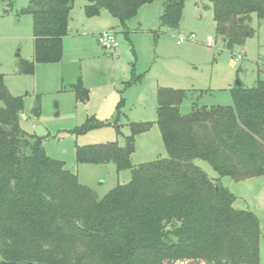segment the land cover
I'll list each match as a JSON object with an SVG mask.
<instances>
[{"label":"trees","instance_id":"obj_1","mask_svg":"<svg viewBox=\"0 0 264 264\" xmlns=\"http://www.w3.org/2000/svg\"><path fill=\"white\" fill-rule=\"evenodd\" d=\"M76 1L29 0L21 13L32 16L34 57L21 60L22 73L62 60ZM156 1L87 0L84 10L93 17L106 9L128 36L127 22ZM162 1L161 27L179 28L186 0ZM213 12L217 34L232 48L253 34V13L264 18V0H213ZM71 86L79 101L89 99L80 77ZM231 94L232 105H193L184 114L187 92L158 88L167 157L133 165L136 136L150 129L148 122L130 123L125 146H77L80 163L114 162L132 171L128 183L100 198L46 153L41 137L23 129V97L11 94L0 74V264H261L258 216L235 208V194L195 163L207 160L220 176L238 181L264 176V77ZM124 103L116 109L118 131ZM33 111L41 112L39 99ZM102 124L90 118L71 131Z\"/></svg>","mask_w":264,"mask_h":264},{"label":"rangeland","instance_id":"obj_2","mask_svg":"<svg viewBox=\"0 0 264 264\" xmlns=\"http://www.w3.org/2000/svg\"><path fill=\"white\" fill-rule=\"evenodd\" d=\"M86 3L77 0L71 11L62 62L37 63L34 73L27 74L21 71V60L34 57L33 21L30 14L21 12L29 0H0V74L11 94L23 97L24 114L29 116L21 117L23 129L41 137L46 153L64 161L101 198L118 184L128 183L132 171L118 170L114 162L80 163L77 146L110 141L125 146L130 123L148 122L150 129L136 136L133 165L167 157L158 123V88L184 89V114L193 105H232L231 89L238 82L252 87L264 77V18L253 13V34L243 45L228 48L216 32L213 0H186L177 29L161 27L163 1L159 0L143 5L127 22L129 35L119 33L120 47L107 51L91 36L113 16L102 9L100 15L88 17ZM191 33L196 40L177 43L179 35ZM210 36L213 43H208ZM79 77L89 90L85 102L78 100L71 86ZM37 99L39 114L33 111ZM121 99L125 103L118 131L115 115ZM90 118L103 124L81 133L71 131ZM195 163L235 194V208L258 216L260 263L264 264V176L238 181L220 176L207 160L198 158Z\"/></svg>","mask_w":264,"mask_h":264},{"label":"built area","instance_id":"obj_3","mask_svg":"<svg viewBox=\"0 0 264 264\" xmlns=\"http://www.w3.org/2000/svg\"><path fill=\"white\" fill-rule=\"evenodd\" d=\"M196 37L197 36L195 33H191L190 35L181 34L177 39V43L182 44L187 40H196ZM98 43L102 46V48H104L107 51H115L120 46V40L117 37L116 31L113 29H109L99 33ZM208 43H213V38L211 36L208 38ZM22 116L24 117V115ZM171 264H189V261L177 260ZM201 264H205V263L202 262Z\"/></svg>","mask_w":264,"mask_h":264},{"label":"crops","instance_id":"obj_4","mask_svg":"<svg viewBox=\"0 0 264 264\" xmlns=\"http://www.w3.org/2000/svg\"><path fill=\"white\" fill-rule=\"evenodd\" d=\"M159 1V0H158ZM157 2V1H156ZM148 4H151V3H148ZM163 4V3H162ZM161 9V13H162V11H163V6L160 8ZM102 12V11H101ZM101 12H100V14H101ZM99 14V15H100ZM161 15V14H160ZM109 29H113V30H115L116 31V33H117V37H118V35H119V33H121V32H123V29H122V27L120 26V23H119V21H118V19L117 18H115L114 16L112 17V19H111V21H108V23L106 24V26H104L103 28H101V29H99V31H96L95 32V34L94 35H92L91 36V38H92V40L94 41V42H98V35H99V33H101V32H103V31H106V30H109ZM130 29V28H129ZM130 32H131V29H130ZM129 32V33H130ZM124 33V32H123ZM67 37V36H66ZM65 37V38H66ZM64 38V39H65ZM119 39V38H118ZM33 40H34V37H33ZM120 40V39H119ZM34 42V41H33ZM99 44V43H98ZM121 45V44H120ZM120 47V46H119ZM118 47V48H119ZM63 48H64V41H63ZM117 48V49H118ZM116 49V50H117ZM60 62H62V60L60 61ZM55 63H59V62H55ZM232 64L234 65L235 64V61H234V59L232 60ZM22 115H24V117H26V119H29V116H27L26 114H22ZM35 125V124H34Z\"/></svg>","mask_w":264,"mask_h":264},{"label":"water","instance_id":"obj_5","mask_svg":"<svg viewBox=\"0 0 264 264\" xmlns=\"http://www.w3.org/2000/svg\"><path fill=\"white\" fill-rule=\"evenodd\" d=\"M241 84L240 82H238V85ZM3 264H21V263H18V262H9V261H3L2 262Z\"/></svg>","mask_w":264,"mask_h":264}]
</instances>
